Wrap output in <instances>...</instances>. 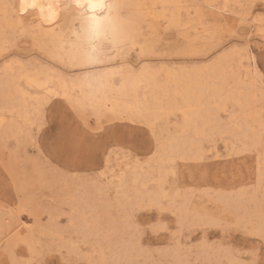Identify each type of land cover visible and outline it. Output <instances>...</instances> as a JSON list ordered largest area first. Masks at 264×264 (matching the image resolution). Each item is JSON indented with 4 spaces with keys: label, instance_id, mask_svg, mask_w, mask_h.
<instances>
[{
    "label": "snow or ice",
    "instance_id": "6c2138e0",
    "mask_svg": "<svg viewBox=\"0 0 264 264\" xmlns=\"http://www.w3.org/2000/svg\"><path fill=\"white\" fill-rule=\"evenodd\" d=\"M264 6V0H260ZM171 9L168 27L191 33L195 40H180L142 54L159 56L161 67L148 74L134 66L122 76L125 90L135 91L136 103L117 108L99 106L100 93L113 82L105 69L122 64L137 47L138 18L132 8ZM252 2L238 5L183 3L129 4L125 0H16L0 11L18 21L15 45L33 35L26 18L42 23H68L75 37V54L62 62L89 83V89L52 88L35 77L27 61L15 79L40 89L33 97L35 113L24 122L16 119L20 85L6 86L0 96V201L12 197L0 235V264H148L143 257L178 250L193 226L205 232L194 247L227 253L229 264H264V200L259 221L255 216L231 215L214 210H193L180 193L213 179H232L227 171L213 176L200 145L205 137L221 135L233 156H252V189L264 193V13L253 18ZM220 9L207 15L201 9ZM235 8L234 19L227 10ZM188 12L189 23L175 10ZM195 12V16H193ZM258 28V30H257ZM203 36V40L200 36ZM9 44L0 46L5 60ZM8 64H5V68ZM93 84L95 87H93ZM143 92V98L140 93ZM224 112L225 120L209 123V113ZM59 190V198L72 201L75 211L65 229H53L39 215L32 224L13 225L17 211L29 210ZM179 190V191H178ZM55 205H53V208ZM56 215L55 211L51 212ZM220 238L209 243L207 231ZM233 233L255 237L250 246H238ZM180 238L179 240L177 238ZM163 240L165 246L154 248Z\"/></svg>",
    "mask_w": 264,
    "mask_h": 264
},
{
    "label": "bare ground",
    "instance_id": "6f19581e",
    "mask_svg": "<svg viewBox=\"0 0 264 264\" xmlns=\"http://www.w3.org/2000/svg\"><path fill=\"white\" fill-rule=\"evenodd\" d=\"M189 1L190 0H125V2L129 4H142L148 6L174 4L177 2L188 3ZM219 1L222 2V4L220 5L221 7L223 5H236V3L240 2V0H207L206 2L207 4L212 3L216 5ZM15 2L16 0H3V3L5 4H12ZM55 2L70 3L71 0H55ZM129 11L134 18H138L140 21V23L137 24L135 37L138 46L133 47L132 49H137L139 59H147L148 57H151L153 55L142 54L139 48H144L145 53H147L150 52L152 48L156 47V37L157 34H160L158 33V31L161 27H164L166 29L169 28L167 20L173 15V10L145 7L132 8ZM233 11V8H229L227 10V12ZM175 15H183L185 22H190L188 19L187 11L181 13L180 10L177 9L175 10ZM17 23L18 21L13 20L11 14H9L7 18H5L2 11H0V46H3L7 43L12 47V52L8 55L7 60H5L4 56H0V96H2L6 86H12L13 91H15V85H20L22 91L17 97L16 119L20 122H24L36 111L33 103V97L35 95H38L40 89L32 87L27 80H25L21 84L19 80L15 79V75H19V65L13 66L11 64V61L22 57H19L18 52L16 51V49H14L15 47H17L15 45V27ZM25 23L27 26L33 29V35L28 37L31 40L30 43H32V46L40 50V52H42L45 56V58L39 57L31 60H26L29 66V71H31L35 77L42 78V84L50 85L52 88L60 89L62 92L65 89L71 91L74 88L78 90L81 87H83L85 90H88L89 83L82 82L78 79L81 74L75 69L66 66L62 62V58H67L69 55L75 54L73 49L75 37L72 35L73 29H70L68 23H65L63 21L55 24L42 23L39 17L34 19L32 16L27 17ZM185 37H188V35H186ZM5 64H8L7 68H5ZM134 66L135 65L131 64V62L123 61L122 64H114L111 68L105 69V71H108L111 74L112 81H119V83L115 84L114 87H110L106 93H100L99 99L95 100V102L99 106L106 105L107 107L115 106L117 108H120L137 102L138 97L135 91L125 90L121 87V85L124 84V79H122V76H126L127 70ZM160 67L161 65L156 66L151 63L144 62V64L137 67L136 70L139 72L142 68L146 72H148L149 75H151L153 72L159 70ZM93 87H95L94 84ZM143 95L144 93L141 92L140 98H143ZM230 110V106H227L221 112H217L215 114L209 113L208 115L211 118L209 120V123L211 124L215 122L218 118L219 122L222 124L225 120V116L223 113ZM221 137L224 138L222 135L219 138ZM216 141V137H212L211 139L205 137L203 143L199 147L204 154L207 155V151L212 150L214 152V156L218 157L220 151H218L217 149ZM206 142L210 143V145L206 146ZM225 146L231 149L230 143H226ZM0 159L2 160V162H4V152L2 148H0ZM258 166V161L256 160L254 168L258 169ZM258 193H260L258 187L254 189V192L251 195L247 188H241L235 192L230 193L217 192V197L214 199L212 204L214 205L215 209L218 210V213H226L229 216L240 215L241 217L254 215L258 222L261 209V201L264 200V196L262 198H258ZM185 198L192 202L194 211L197 209L202 211L209 210L208 206L199 208V206L195 202H193L192 196H187ZM252 204L254 206L253 209L251 208ZM71 206L74 209L73 202ZM24 211L29 212L28 209H25ZM31 214L33 216L38 214L41 220V212L38 210L37 205H35V207L31 209ZM21 224L29 223L24 220L23 217L19 216L16 221V226H19ZM3 226V219L0 218V230L3 229ZM51 227L53 229H59L56 227V222L51 223Z\"/></svg>",
    "mask_w": 264,
    "mask_h": 264
},
{
    "label": "rangeland",
    "instance_id": "374dc122",
    "mask_svg": "<svg viewBox=\"0 0 264 264\" xmlns=\"http://www.w3.org/2000/svg\"><path fill=\"white\" fill-rule=\"evenodd\" d=\"M206 1L207 0H190L188 3H199L201 5H206ZM242 2H252L256 5L255 9L250 10L253 14L254 19L264 13V6L261 5L260 0H240V2L236 3V5ZM221 4L222 2L219 1L216 5ZM233 9V12H227V16L229 19L235 18L233 13L237 10L235 8ZM213 11L219 13L220 9H201V12L207 15L213 14ZM193 16H195V12H193ZM158 33L160 34H157L158 38L156 37V47H160L161 45L167 46L169 44H174L180 40H195L197 38V32L194 25L193 28H191L190 34L186 32H177L175 29H166L164 27H161ZM186 35H188V37H185ZM200 39L203 40L202 35L200 36ZM30 42L31 40L29 38H25L17 47L14 48L18 52V56H22L25 60H31L39 57L45 58L44 54L37 48L33 47L32 43ZM161 59V57L154 55L148 57L147 59H139L137 49H131L127 56L123 58V61L131 62V64L135 66H141L142 64H144V62L160 66L161 64L159 63V61ZM226 143H229L228 140H225L222 137L217 138L216 146L218 151H220V154L217 157L214 156V152L212 150H208L206 155L208 158L206 159L205 163L211 170L213 176H215L217 171H219L221 175H223L225 171H227V173L230 175L235 172V174L232 175V179L226 182H220L213 179L197 187H194L191 180H189L187 187L192 190L187 193H180L182 196L186 195L185 197L192 196L193 202H195L199 206V208L208 206L209 210H214L217 212L218 210L215 209L214 205L212 204L214 199L217 197V192L230 193L235 192L241 188H247L250 192V195L254 192V189L251 188V185L254 180L253 169L256 159L250 153L247 155L233 156L231 149L225 146ZM205 144L206 146L210 145V143L208 142H206ZM2 164L3 162L0 159V165ZM259 192L260 193H258V198H262L264 196V193H261L260 190ZM46 195L49 197V199L41 198L36 204L38 210L41 212V220L45 224L56 222L57 228L65 229L69 224V215L75 211L71 206L72 201L61 200L59 198V190H57V192L55 193H48ZM53 205H55L54 208ZM14 206L15 202L13 201L12 197L7 198L6 201H0V218L3 219V228L5 227V225L9 224V220L6 219V216L9 215V212L7 210L11 209ZM251 208H254L253 204L251 205ZM52 211L56 212L55 216L51 215ZM19 216L23 217L24 220H26L29 224H32L34 222L32 221V214H29L28 211L18 210L15 220L11 222L13 225H16V221ZM2 230H0V235H2ZM220 235L222 234H219L216 229H209L207 231V238L209 243L218 240L220 238ZM204 237L205 232L200 228L193 226L190 235L186 234L183 237L182 244L180 245L178 250H174L165 254H161L157 251L155 254L143 257V259L147 261L148 264H229L231 257L225 252L211 248L205 249L194 247V245L198 243V240L203 239ZM177 239L179 240L180 238L178 237ZM230 239L233 241V243L241 247L244 245L250 246L253 242H255L257 248H259V241L256 240L255 237H244L239 233H233ZM164 246L165 242L163 240L153 244L154 248H161Z\"/></svg>",
    "mask_w": 264,
    "mask_h": 264
}]
</instances>
